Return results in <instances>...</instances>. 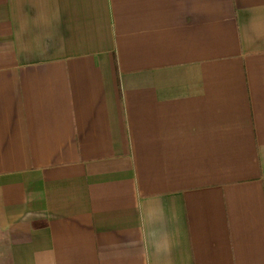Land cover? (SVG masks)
<instances>
[{
  "label": "crops",
  "instance_id": "1",
  "mask_svg": "<svg viewBox=\"0 0 264 264\" xmlns=\"http://www.w3.org/2000/svg\"><path fill=\"white\" fill-rule=\"evenodd\" d=\"M0 264H264V0H0Z\"/></svg>",
  "mask_w": 264,
  "mask_h": 264
}]
</instances>
